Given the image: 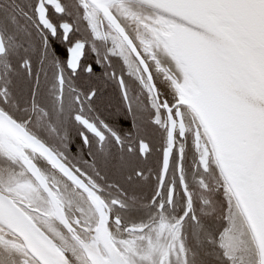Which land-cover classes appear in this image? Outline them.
Returning a JSON list of instances; mask_svg holds the SVG:
<instances>
[{
  "label": "snow or ice",
  "instance_id": "6c2138e0",
  "mask_svg": "<svg viewBox=\"0 0 264 264\" xmlns=\"http://www.w3.org/2000/svg\"><path fill=\"white\" fill-rule=\"evenodd\" d=\"M0 264H264V0H0Z\"/></svg>",
  "mask_w": 264,
  "mask_h": 264
}]
</instances>
